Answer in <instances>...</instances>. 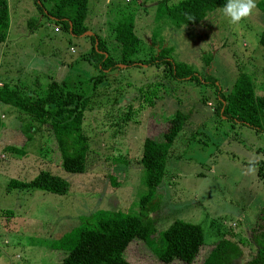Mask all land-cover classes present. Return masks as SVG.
<instances>
[{"label": "rangeland", "instance_id": "rangeland-1", "mask_svg": "<svg viewBox=\"0 0 264 264\" xmlns=\"http://www.w3.org/2000/svg\"><path fill=\"white\" fill-rule=\"evenodd\" d=\"M40 1L42 9L33 0H8L0 82L39 94L50 79L63 78L70 88L91 92L82 122L89 147L84 171H67L60 165L53 135L43 127L31 130L25 154L15 156L2 148L11 140L6 129L22 128L26 122L34 124L33 129L38 123L0 102V124L5 128L0 134V264H55L67 250L52 248L51 242L80 224L82 216L95 209L134 212L137 197L145 190L138 158L147 126L154 122V130L149 129L155 133L176 110L187 118L173 139L151 199L158 204L152 213L154 225L159 231L173 218L197 222L203 243L190 263L177 259L163 263L138 238L129 241L123 255L134 264H198L206 247L223 233L243 248V256L233 264L249 257L253 245L247 225L264 204V176L257 175L256 165L252 172L247 169L250 160L260 159L264 172V131L221 117L215 111V87L226 93L243 66L252 77L254 92L264 93V49L257 41L264 29V11L257 6L233 25L220 6L194 24L175 27L163 15L158 17L159 0H87L88 30L72 35L45 15L49 1ZM127 12L132 13L134 32L142 41L140 54L171 46L169 58L189 64L200 81L173 78L162 67L131 64L106 70L101 82L93 83L90 76L99 70L81 59L91 46L89 35L95 33L113 45L109 23ZM207 76L214 78V84L204 79ZM154 82L158 90L148 104L136 96V89ZM40 169L66 179V192L5 188L9 178L28 180ZM110 172L117 177L115 186Z\"/></svg>", "mask_w": 264, "mask_h": 264}, {"label": "trees", "instance_id": "trees-1", "mask_svg": "<svg viewBox=\"0 0 264 264\" xmlns=\"http://www.w3.org/2000/svg\"><path fill=\"white\" fill-rule=\"evenodd\" d=\"M33 1L38 2V9H42L40 0ZM47 1L50 4L45 9V15L60 29L72 35H80L88 30L84 22L87 0ZM159 1L158 17L163 15L164 19L175 27L194 24L206 16L208 11L226 3V0H177L172 4H166L165 0ZM256 4L262 9L261 11H264V0H258ZM109 25L112 34L110 39L114 44L107 45L105 38L93 33L89 35L90 48L81 54V59L99 70L98 74L90 76L93 83L101 82L104 71L118 65L131 64L162 67L165 68L163 72L167 70L173 78L200 81L201 78L189 64L172 61L169 58L171 46H160L155 53L151 50L148 54H140L142 41L134 32L132 13L120 15ZM8 26V0H0V42L5 40ZM257 41L264 49V29L259 31ZM209 60L210 56L205 55L206 64ZM261 71L264 74V68ZM206 78L214 84L213 77L207 76L204 79ZM157 85V82H154L139 86L136 89V96L151 104L156 97ZM215 93L218 99L215 111L221 117L243 122L256 130L264 131V93L254 92L252 77L246 68L238 67L231 88L226 93L221 92L218 87H215ZM91 97V92L84 93L70 88L63 78L50 79L39 94H31L15 85L0 82V102L11 105L18 113L38 123L33 129H30V126L34 124L28 122L22 128L8 127L6 130L11 140L5 141L2 148L17 157L23 156L24 146L31 136L30 133L34 132V129L44 127L54 137L62 168L72 172L84 171L89 139L82 129V122ZM126 114L128 116L129 112ZM186 118L185 113L176 110L164 122V127L155 133L150 130H154L151 128L154 122L148 124L138 158L142 171L141 181L145 190L137 197V209L134 212L95 209L90 214L82 216L83 220L80 224L51 242L52 248L67 250L55 264H134L123 255L125 247L133 238L143 240L163 263H169L174 259L190 263L194 259L203 243L201 225L197 222L173 218L158 231L155 229L152 215L158 204L151 201L163 177L166 158L173 139ZM3 130L5 128L0 124V134ZM255 161L257 175L264 176L263 160ZM108 178L113 186L118 183L113 172L108 174ZM5 188H38L61 194L66 192L68 182L49 170L40 169L28 180L9 178ZM6 211L8 214L12 212ZM247 229V237L253 245V252L239 264H264V204L259 207ZM206 248L198 264H233L234 260L243 256L240 243L223 233Z\"/></svg>", "mask_w": 264, "mask_h": 264}, {"label": "clouds", "instance_id": "clouds-1", "mask_svg": "<svg viewBox=\"0 0 264 264\" xmlns=\"http://www.w3.org/2000/svg\"><path fill=\"white\" fill-rule=\"evenodd\" d=\"M256 0H226L222 8L223 15L228 18L229 23L239 25L248 18L256 9ZM256 161H249L248 172L254 171Z\"/></svg>", "mask_w": 264, "mask_h": 264}, {"label": "crops", "instance_id": "crops-1", "mask_svg": "<svg viewBox=\"0 0 264 264\" xmlns=\"http://www.w3.org/2000/svg\"><path fill=\"white\" fill-rule=\"evenodd\" d=\"M2 116V114H0V117ZM263 159V158H262ZM257 160V159H256ZM255 161V160H254Z\"/></svg>", "mask_w": 264, "mask_h": 264}]
</instances>
